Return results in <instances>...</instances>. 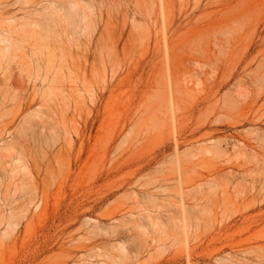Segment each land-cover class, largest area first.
Returning <instances> with one entry per match:
<instances>
[{"label": "rangeland", "instance_id": "rangeland-1", "mask_svg": "<svg viewBox=\"0 0 264 264\" xmlns=\"http://www.w3.org/2000/svg\"><path fill=\"white\" fill-rule=\"evenodd\" d=\"M0 264H264V0H0Z\"/></svg>", "mask_w": 264, "mask_h": 264}, {"label": "bare ground", "instance_id": "bare-ground-1", "mask_svg": "<svg viewBox=\"0 0 264 264\" xmlns=\"http://www.w3.org/2000/svg\"><path fill=\"white\" fill-rule=\"evenodd\" d=\"M77 4L73 3V10H77ZM48 17V18H47ZM57 18V13L56 12H52L50 13L49 16L45 15V17L43 16V21L46 22L44 23L45 25H48L49 23H55V19ZM189 64V63H188Z\"/></svg>", "mask_w": 264, "mask_h": 264}]
</instances>
